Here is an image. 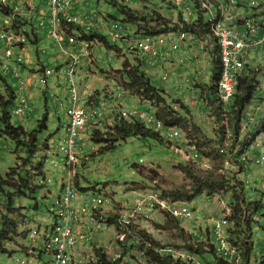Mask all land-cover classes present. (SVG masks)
Here are the masks:
<instances>
[{
    "label": "built area",
    "instance_id": "built-area-1",
    "mask_svg": "<svg viewBox=\"0 0 264 264\" xmlns=\"http://www.w3.org/2000/svg\"><path fill=\"white\" fill-rule=\"evenodd\" d=\"M90 1L47 0V8L41 7L33 12L34 6L31 5L29 14L24 13L23 6L20 8L22 14L28 17H34L36 16L35 12H39V28L47 27L49 36L56 41V45L61 52L71 57L72 60L69 70V78H71L72 84L71 105L68 112L70 123L67 126L66 137L61 140L57 151L50 150L46 155L47 162L51 161V157L54 158V167L56 169L62 168L67 173L62 180V194L55 197L53 207L50 209L53 215V224L50 227L51 233L49 229L44 234L41 227L28 229V237L32 239L34 245L38 244V247L32 245L31 252L35 255V248L40 249L49 257V264H102L99 254L104 255L112 264H128L127 261H133L131 258L128 259L130 252L125 262L122 259L123 256L109 258L106 251L109 250L108 245H112V241L118 244L125 243L126 248H129L128 241L136 239L129 250L138 248V244L143 245L139 249L142 259L138 261V264H147L149 250L159 258L167 259L173 264H202L199 254L192 252L185 246L162 244L154 246L140 236V229L143 225L138 226L139 224L136 223L137 218L140 216L143 222L147 224V222H152L154 219L151 218L152 214L160 212L181 223L194 220L195 224L198 225L208 224L207 231H211L212 244L217 250L220 260L224 264H241L245 244L235 243L231 240L232 235L229 228L232 225L233 209L230 205L224 204L222 213L216 211L209 219H201L196 217V209L190 205L180 202L172 196L164 197L152 192L139 201L136 206L129 207V209L123 208L118 214H115L116 217L113 220L107 214H104L103 207L108 203L100 195L86 196L90 199L89 203L82 206L77 204L80 198L85 197L81 186L76 181L78 175L76 167L81 159L79 147L82 143V131L90 122L93 127L98 126L102 116L101 111L111 107L110 99H113L115 103L117 102L122 120L139 123L159 138L168 131L173 132L167 134L168 138L174 140L182 138L181 143L187 148L190 158L195 164L202 161L203 151L197 148V144L188 140L182 130L176 129V127L168 128L163 121L158 119V109L153 111L155 115H150L137 109L129 110L126 108L124 103L129 98V92L119 84L118 77L112 81L102 103L95 99L94 103L89 104L90 96L83 103V97L76 83L82 62L76 53L73 51L68 52L65 49V44L75 49L81 47L86 56H92L90 51L94 47L100 49L105 45L98 42L97 38H103L105 43H108L105 38L107 35L110 44L113 46L125 43L127 48L122 49L121 54L136 55L145 66H148L145 72L153 77L157 75V71H150L149 66L155 63L158 69L162 70L168 65H172L171 56H175V62L179 66L189 65L190 62H193L192 58H183L178 55L182 43L189 41L191 45H197L202 53H209L210 41L201 40L184 30V27L197 26V14L199 12L204 13L206 23L209 26L207 37L214 42L215 50L219 51L222 71L217 93L214 96L215 100H205L204 97L201 105L209 102L213 103V106L221 113L219 116L222 117L226 125V127H222L223 141H230L235 145L231 153H224V167L218 170V173L225 178H231L232 184H235V179H239L241 187L245 189L249 183L247 173L251 174L253 168L263 170L264 173V71L256 81L253 99L244 114L239 135L236 137L228 126V117L231 113L230 108L233 107L236 101L240 79L248 66L247 63L250 62V65L253 66L256 65V69H264V0H157L172 6L181 13V21L177 24L179 29L166 36L162 34L157 37H147L144 33L139 34L142 37L135 35L131 37V35H128L126 28L114 17L105 16L89 9L86 11L77 10L79 5ZM96 1L98 4H105V0ZM120 1L125 5L133 3L135 5H149L151 2V0ZM246 7L254 8L253 12L257 14V17L249 18L247 14L244 15L242 10ZM259 17L261 19H258ZM72 25L82 26L83 28H75ZM4 28L0 29V44L3 45L0 48V63L8 66L6 71L12 75L11 77L14 80H20V90H22L24 82L21 80L19 64L24 62L25 58L20 50L21 47L28 46L29 40L24 32H6ZM82 32L91 33L96 40L87 42V40L82 39V42L78 44L76 39L79 35H82ZM27 62L28 60H26V64ZM51 73H54V69H47V74ZM175 77L176 75L170 73V70L167 69V73L161 75L159 79L167 85ZM89 106L91 107L89 108ZM250 109H252L251 113L249 112ZM30 111V105L22 99L20 104L13 110V113L15 116L24 118L28 116ZM194 112L195 110H192V113ZM204 170H211V168H205ZM243 177H245V180H241ZM39 179L40 185H45L46 178L39 177ZM262 181L264 182V175ZM233 192L235 191L233 190L231 193ZM219 194L220 192L215 193L214 198L218 199ZM249 201L252 207L256 209L260 207L258 210L250 212V214L247 211L243 213V220L251 224L250 234L245 238V242L252 251L260 253L264 251V184L261 188L251 189ZM85 222L89 224V229L84 228ZM29 223L30 220L27 217L26 224ZM109 227L114 229L111 236L112 241L108 244H96V235L105 232ZM261 232L263 234L260 238ZM204 236V232H201L199 240H203ZM255 237L259 242L261 241V244L254 240ZM252 238L257 244L256 250L252 245ZM203 242L206 243V240L204 239ZM193 243H196V241L193 240ZM5 246V249L11 250L14 245L8 241ZM85 246L90 247L85 250ZM81 248L84 249L81 250ZM92 248H96L97 251L92 250ZM94 251H96V254ZM259 253L254 256L257 259V264H263L264 256L260 260L258 258ZM14 264H33V260L29 257L26 259L17 257Z\"/></svg>",
    "mask_w": 264,
    "mask_h": 264
},
{
    "label": "rangeland",
    "instance_id": "rangeland-1",
    "mask_svg": "<svg viewBox=\"0 0 264 264\" xmlns=\"http://www.w3.org/2000/svg\"><path fill=\"white\" fill-rule=\"evenodd\" d=\"M23 1H25L26 5H33L36 8H47L46 3H48L47 0H20L19 2L22 3ZM90 2V11H97L99 12V14L112 16L126 28L128 35H131V37H134V35L137 37H142L141 35H139L142 32L138 30L137 26L128 25L122 22L123 18L118 10L113 9L112 7H108L104 3L97 4L96 0H91ZM134 4L135 3L131 4L130 8L128 9H132V11H134ZM137 6L141 7L142 5ZM171 8L172 7L167 4L151 0L150 4L146 6V11L150 13L157 12L160 15H163L162 17L165 20L170 19L167 21H170V23H172V26L173 24L174 26H177V24L180 23V11ZM28 9H30V7H28ZM253 10L254 8L252 7H246V9H243L242 12L244 15L247 14L249 18H255L257 17V14L253 12ZM35 13H37V11ZM143 15H147V13H144ZM28 18L30 19L32 18V16ZM258 19H261V17H259ZM146 25L149 26L150 24L146 22L145 26ZM72 27L79 29L83 28L82 26L78 27L76 25H72ZM40 34L41 41L39 43V46L37 45V47H26V53H24L23 55H29L30 51L29 57L37 60V52L41 54V59L44 66L42 64H35V66L33 67V75L35 76V81L37 82H34V84H36L37 91L40 92V94H35L40 95L41 97L31 96L29 100V98L24 95L19 100V102H17L16 100L13 107L14 110L15 107L20 104V101L22 99L26 100L31 108L28 116H31V114L36 112L35 118L33 119H35L34 125L37 126L35 127L30 123H27L28 120L24 118H27L28 116L24 118L15 116L13 110L12 120L14 121V124L16 126H25L30 131H32L35 128H38V121H42L46 116H48L49 130L45 131L44 134L41 135L42 149L33 160V163L28 166L20 163L18 159L19 156L14 153L17 145L14 142L8 140L6 137H0V173L5 178H8L7 173H9L12 169L21 167L24 170L25 176L27 174L29 177H31L30 180H33V183L35 185H40V179L36 178L35 171L37 167L43 165L45 166L44 172L47 173L48 182L45 187L43 186L42 190H39L36 194H15L13 196L15 207L13 205L11 209L7 206V202L9 200L7 194H0V228L3 227V219L5 218H11L16 222L15 225L17 226V230L12 232L16 233L13 235L10 234L9 240H3L2 238L0 239V248L2 247L0 249V264H14L17 257H22L25 259L29 257L30 259H34L33 261L35 262V264L41 263V260L37 259V256L31 252V248L32 245H34V242L30 237H28L27 232L30 230V228L41 227L42 232L44 234L47 233V231L53 224V215L50 209L53 207L55 197L62 194V178L65 176V173H63V171H60L59 169L54 168V158L51 157V161L47 162L45 160L46 158L44 154L48 149L45 147L46 145H48L46 144L47 142H50V146L53 148V150L57 151L61 139L66 137V129H60L58 117L59 114L62 113H64L63 115L65 116V109L68 107L69 99L71 98L72 84L71 78H69L68 66H66L68 59L61 55L59 49L57 48V45L55 44L56 41L49 36L47 27L40 28ZM167 34H165V36ZM83 36L89 38L93 37L91 33L82 32V35H79L76 39L78 44L82 42ZM105 38L108 43H105V45L100 49L94 47L90 51V53H92V56L89 55L88 57H86L87 60L85 61V66L83 65L80 69V74L78 76V79L76 80V83L81 94H83L81 91L86 85V83L83 82V78H85V80L89 82V77H93V73H95L97 76H102L103 72L107 73L110 71H120L123 68L125 59L117 58L114 51L115 49H113L115 47L111 46L112 48H110V40L108 36L106 35ZM87 42H90V40L88 39ZM2 47L3 45L0 44V48ZM116 48H122L123 50H125L127 47L125 43H123V45L118 44ZM31 51H33V54L31 53ZM43 51H45V54L43 53ZM127 58L129 60L126 59V61L130 64V66H133V64H135L134 62L138 59V57L135 55H127ZM27 64L31 65L29 61L27 62ZM27 64L24 67L26 68L25 71H27ZM247 64L250 65V62H248ZM91 66L95 68L94 70H92V74L89 70ZM47 69H54V73L47 74ZM57 69H62V71H57ZM42 70L43 72H41ZM213 70V64H210L205 68L204 71L207 74L206 78L209 81L205 80V82H202V85H211ZM171 73L174 74L175 72ZM119 78L120 76H118V80ZM8 80L12 83L13 86H17V83L14 84L13 80L9 77ZM90 82L88 84H90ZM152 83L157 89H159L160 91H165L167 92L168 96H171L172 99H169V101L172 100L170 101L172 106L174 105V101L180 99L181 102L188 108V111H203L202 113H200V115H202L204 118L212 116L211 130L216 128V123L219 126L218 136L216 137H214V135L217 133L216 129L213 131V134L202 131L201 133L203 134V136L194 135V138L193 136L192 138H188L186 130L182 127V125L185 126L184 124L176 127V129H180L184 132L188 140H195L192 142L197 144V148L203 151V155L206 156H203L202 161H199L197 162V164H195L192 158H190V154L187 148L182 145V138L179 140L168 138L167 134L173 133L172 131L164 133L160 139L130 138L126 142L117 144L116 148L109 152L103 151V144L96 145L90 140L89 142L85 141L80 145V148L83 145L85 148L84 150H81V159L78 166L76 167V173H79L76 180L77 184L79 186L83 185L84 187H81V189H86L92 196L100 195L101 198H103L108 203L103 207L104 210H106L111 204L116 202L114 203L115 211L112 212L113 215L118 214V212H120L123 208L129 209V207L136 206V204L141 201L142 198H145L152 192L158 193L164 197L172 196L176 200L184 202L197 209V218L200 217V212L203 209H212V211H218L222 213L224 204L232 206V203L236 201L237 198H241V202H244V212L247 211L250 214V212L258 210L260 206L258 207V209H256L252 207V205H250L249 194L251 193V189H256V187L261 188L263 186L264 182L262 181V177L264 173L263 170H256L254 168L251 170V174L247 173V179L249 183L247 184L245 189L241 187L239 183L240 180L235 179L234 185L238 186V192L231 193V191H233L232 189H230L231 191L220 192L218 199L214 198V196H210L207 193H204L202 195L195 196V198H193L191 201L188 200L189 195L192 194L190 193L192 181L186 176L185 173L182 172V168L188 166L189 164V166L192 167L194 173H209L212 170H215L218 173V170H221L224 166V153H231L235 148V145L230 141H223L224 136L221 133L223 132L221 128L226 127V125L224 124L222 117L218 120L216 118V115H211L209 109H207L206 111V106L204 104L201 105V103L203 102L201 92H197V95H193L186 91H182L177 87H172L171 90H169V94L168 88L165 84L160 83L155 78L152 79ZM171 83L174 84L173 79H171ZM102 88L103 86L101 84L96 87V89L99 91H101ZM0 90L2 93L4 92L2 91V88H0ZM179 90L180 93H178ZM33 91H36V89H34ZM103 99L104 96H99V98H97L99 103H102ZM210 99L214 101L215 97L210 96ZM206 100H208L207 97ZM85 101L86 96H84L82 102L85 103ZM128 101L129 99L126 103H124L126 108H129L127 105ZM184 101L187 102L185 103ZM90 107L91 106H89V108ZM175 107L173 108L175 109ZM182 112L189 118L186 123L191 121V126L193 127L195 125L197 127L196 120L190 117L191 114L185 110ZM249 112L251 113L252 109H250ZM146 113L155 115L154 112L152 113L150 111H147ZM205 128H207V125H205ZM196 133L200 134V132L197 130ZM103 135L106 134L103 133ZM109 139L112 140L114 138L110 137ZM228 146L230 147L228 148ZM205 168H211V170H204ZM241 180H245V177H243ZM252 185H255L256 187ZM7 191L14 192L15 190L13 188H7ZM249 205L250 207H248ZM208 212L210 211H207V219H209L213 215L212 212ZM165 215L166 214H162L160 212H155L151 215V218H154L152 222L149 221L147 222L146 227H141L140 236L145 239L146 242L151 243L152 245L153 243H157V246L161 244L168 246H185L189 250H191L189 248V245L194 246L193 240L196 241V244H209V242L207 241L206 243L203 242L205 237L202 238L203 240H199L201 232L206 233L207 231L209 225H207L206 223L198 225L195 224L194 220H191L188 222H182L180 227H173L172 225H168L166 223ZM27 217H29L30 220L29 224H26ZM112 217H114L113 220H115L116 216ZM201 218L205 219L202 215ZM7 222L9 223V221ZM136 223L139 224V227L140 225L144 226L146 224L145 222H143L140 216L139 218H137ZM245 228L246 226L244 225V229ZM236 230L237 227L235 225V221H232V225L229 228L231 235H233ZM239 230L242 231L241 228H239ZM113 232V228L109 227L108 229H106V231L102 233L103 235L108 234V236L104 237V240L113 239L111 237L113 235ZM262 234L263 233L261 232L260 238ZM135 240L128 241L129 248H126L125 243L118 244L112 241V245H108L109 250L106 251V254H108L109 258L112 259L119 256L122 257L125 253H127L129 249H131V245ZM254 240L256 242H259L257 237H255ZM8 241H10L14 246L11 247V250H9L11 251V253H4L3 248H6L5 245ZM252 242V245L256 250L257 244H255V242L253 241V238ZM259 244H261V241L259 242ZM34 246L38 247V244H35ZM89 247L90 246H85V250H87ZM205 249L207 250L209 248L205 247ZM39 250L40 249L35 248L34 253L38 252V254H40ZM92 250L97 251L96 248H92ZM96 251H94L95 254ZM191 251L193 252L195 250ZM245 252L246 251H243L241 264H257V259L254 255L259 252L252 251V249H250L249 260L248 258H246ZM130 253V258L133 261L128 262L126 258L122 259H124L125 262L127 261L128 264H138V261L142 259L141 251L139 250V248H133ZM259 254L260 255H258V258L261 260L264 256L262 255L264 254V251H261ZM199 256L202 264H217V257L213 254L206 255L205 253L200 252Z\"/></svg>",
    "mask_w": 264,
    "mask_h": 264
},
{
    "label": "trees",
    "instance_id": "trees-1",
    "mask_svg": "<svg viewBox=\"0 0 264 264\" xmlns=\"http://www.w3.org/2000/svg\"><path fill=\"white\" fill-rule=\"evenodd\" d=\"M20 0H0V29L4 28L6 32H24L26 37L29 40L28 46H36L41 40V34H40V28L38 24H36V19L39 20V15L37 12L32 18H28L27 15L22 14L20 8L21 6L24 7V13H30V7L29 5L25 4V1L21 5L19 2ZM98 4V3H97ZM105 4L108 7H112L113 9H116L120 12L122 15V22L128 25L137 26L138 30L145 34V36L148 37H157L162 34H167L170 32H176L179 27L172 26V23H170V19L165 20L159 13L154 12L150 13L148 11L145 12H137L132 11L128 9V7L122 6V4L117 0H105ZM172 7V6H171ZM41 7L36 8L34 7L33 12L37 9L39 10ZM198 8V7H197ZM171 9H174L173 7ZM144 13H147V15H143ZM36 18V19H35ZM197 20V26H191V27H184V30L191 34L199 37L201 40L210 41V44H213L214 42L211 41L207 36L209 34V26L206 23V18L204 17V13L199 12L196 17ZM181 21V13L179 22ZM148 22L150 25L145 26V23ZM144 24V26H143ZM83 40H90L95 41V37H86L83 36ZM98 39V42L105 44V39ZM65 49L68 52H74L79 56L81 59V62L83 65V60L86 59L85 51H83L80 48H72L70 45L65 44ZM26 46V47H28ZM115 47V54L117 58H124L125 62L123 64V68L120 71L113 72L111 75V83L114 79H116L118 76H120L118 82L121 84L125 90H127L132 96H135L137 98H140L144 101H149L151 103H155L158 109L157 117L161 121H163L168 128H175L179 127V125H182V127L186 130L188 138H194V135L196 136H203L201 133L202 131L197 128L195 125L192 127L189 121L186 123V121L189 119L186 114H182V111H188L187 108L183 107L181 111L174 110L173 107L177 106V102L174 101V105H171V102L169 99H171L170 96L167 95L165 91H160L157 89L153 83L152 79H159L160 71L158 69L157 64L153 63L150 67V71H157L156 76L148 75L145 70L148 66H145V64L142 62V60L137 59L133 64V66H130V64L126 61L127 57L126 55L130 54H121L122 48H116V45H111L110 48ZM26 47H21V52L24 54L26 53ZM41 55V54H40ZM134 55V54H132ZM62 56L68 59V62L66 63V66H68V72L70 70L71 66V57L65 55L62 52ZM214 56V70H213V77L211 79V85L210 87H201V96L209 97L211 95H215L217 93V86L219 84L220 75L222 71L221 67V59L219 56V51L215 52L213 54ZM25 61L19 64V69L21 71V80H22V71L24 67L26 66V60L28 58L24 56ZM28 65V64H27ZM8 66H4L3 63H0V88H2L3 93L0 90V137H6L8 140L14 142L17 145L16 150H14V153L19 156V162L23 163L25 166L30 165L33 163V160L38 155L39 151L42 149V143H41V135L44 134L45 131H48V121L49 118L46 116L42 121L39 122L38 128H35L32 131H27L25 127L23 126H16L14 124L13 118V107L15 105L17 96H16V85L13 86L12 83L8 80V77L10 78L12 75L6 71ZM82 67V66H81ZM2 68V69H1ZM256 65H248L246 67V71L242 78L240 79V85L238 87V95L236 97V101L234 102L233 107L230 108V114L228 117L229 121V128L232 131L233 135L236 137L239 135L241 124L243 122L244 114L247 110V108L250 106V103L253 99V94L255 93L256 89V81L259 75H261L264 71L263 68L256 69ZM166 67L164 68V70ZM3 70V71H2ZM170 73H171V69ZM43 72V70L41 71ZM167 73V72H166ZM160 80V79H159ZM161 81V80H160ZM18 83H20V80L18 79ZM14 84H16L14 82ZM207 88V89H206ZM90 96V103H94L97 99L96 94L92 93L89 94ZM88 98V97H87ZM167 99V101H166ZM114 102L113 99H110V102ZM172 101V100H171ZM206 111L209 109L211 115H221V113L212 105L209 103L205 104ZM189 113V111H188ZM48 115V114H47ZM210 116V115H209ZM212 117V116H210ZM188 126V127H187ZM190 128V129H189ZM217 130V133L214 135L215 137L218 136V129L214 128V130ZM100 127L94 129L92 131V135L90 136V141L96 145H102L103 144V151H112L116 148L117 144L121 142H126L130 138H138V139H160L157 135H155L152 132L147 131L142 125L139 123H133V122H127L123 120L116 119L114 127L111 129V133L103 135L102 132L99 131ZM196 130L200 132V134L196 133ZM221 130H223L221 128ZM223 134V132H221ZM224 135V134H223ZM113 137L114 139L110 140L109 138ZM190 140V139H189ZM195 141V140H191ZM195 144V143H194ZM46 148L47 145L45 146ZM200 152V151H199ZM201 153V152H200ZM203 155V154H202ZM206 156V155H203ZM45 166L40 165L36 168V178L44 177L47 173H45ZM224 167V166H223ZM182 172L186 174V176L192 181V186L190 190V194L188 200H192L195 198V196L202 195L204 193H207L210 196H214L215 193L221 192V191H231L230 189L234 190L235 192H238V186L232 184L231 178H225L223 175L217 173L215 170H212L209 173H194L192 170V167L186 166L182 168ZM26 173V172H25ZM8 178H5L0 173V194L6 193L9 200L7 202V206L11 209L15 203L13 196L15 194L20 193L21 195H25L27 193L29 194H36L39 190H42V185H35L33 183V180H30L31 177H29L27 174L25 176L24 170L20 168L12 169L9 173H7ZM235 186V187H233ZM45 187V186H44ZM7 188H13L15 191H7ZM86 189H82V192H86ZM88 192V191H87ZM232 192V191H231ZM236 197V196H235ZM244 202H241V198H237L236 201L232 203L231 208L233 209V217L231 218L232 221H235V225L237 227V230L232 235L231 240L235 243H243L244 250L246 251V258H250V246L247 245L245 242V238L248 237L250 234V223L248 221L243 220V212H244ZM250 207V205L248 206ZM8 208V209H9ZM110 217L114 216L113 214H107ZM8 216V215H6ZM166 216V223L168 225H172L173 227H180L181 222L171 218L169 215ZM112 218V217H111ZM114 218V217H113ZM112 218V219H113ZM6 219V221H5ZM3 219V227L0 228V239L3 240H9L10 234L13 231L17 230V226L15 225V221L5 218ZM9 221V223L7 222ZM244 225L246 228L244 229ZM239 228L242 229V231L239 230ZM29 233V231L27 232ZM244 234L245 237H244ZM210 232L205 233V239L209 244H196L189 245V248L196 254H199L200 252L208 254H213L217 257V263L224 264L223 261L220 260V258L217 255V250L215 249L214 245L212 244V238H211ZM145 240V239H144ZM157 243H153L154 246ZM139 249L143 247V245L138 244L137 246ZM205 247H208L209 249H205ZM2 248V247H1ZM0 248V249H1ZM4 253H11V251L3 248ZM130 250L127 251L123 255L124 258L127 257ZM19 253V252H16ZM99 254V253H98ZM99 257L101 259L102 264H112L110 263L104 255H100ZM130 257H128L129 259ZM148 262L147 264H173L172 262L168 261L167 259L159 258L157 255H154L151 250L148 251ZM119 263V262H118Z\"/></svg>",
    "mask_w": 264,
    "mask_h": 264
},
{
    "label": "crops",
    "instance_id": "crops-1",
    "mask_svg": "<svg viewBox=\"0 0 264 264\" xmlns=\"http://www.w3.org/2000/svg\"><path fill=\"white\" fill-rule=\"evenodd\" d=\"M155 1H157V0H155ZM146 6L147 5H142L141 7H138L137 5H135L134 11L145 12ZM90 7H91V2L79 5L77 7V10H84V11L88 10V9L90 10ZM38 22H39V20L36 19V24H38ZM39 43H38V46H39ZM57 48L59 49V51H60V53L62 55V52H61L60 48L58 46H57ZM215 52H218V50H215V46L213 44H210L209 53H202L199 50V48L197 47V45H191V42H189V41H187L185 43H182L178 55L183 57V58H192L193 62H190L189 65L179 66L175 62V56H171L173 65L172 66L168 65L165 70L164 69L159 70L160 73L157 72L159 74V76L165 74L167 72V69H171V72H175L174 74L176 75V77H175V79H173L174 84L171 83V80L169 81V83L167 85L165 84L167 86V88H168V93L170 94L169 90H171L172 87H177V88H179L182 91H186V92H188L190 94L197 95V92L201 91L200 88L204 87V85H202V82H205V80L209 81L206 78L207 74H206V72L204 70H205L206 67H208V65L213 64V61H214L213 54ZM31 53L33 54V51H31ZM43 53L45 54V51H43ZM29 55H30V51H29ZM29 55L26 54V57L28 58V61L31 63V65H28L27 71H25L26 68H24L23 71H22V81L24 82V87H23L22 91H20L21 82L18 83L17 80H14L12 77H10V79H12L13 82L17 83V86H16V91H17L16 96L18 97L16 99L17 102H19V100L24 95L26 97H28L29 100H30L31 96H40V95L35 94V93L40 94V92L37 91L36 84H34V82H36V81H35V76L33 75L34 74L33 73V71H34L33 67L35 66V64H37V65H41L42 64L43 65L42 59H41V55H40L39 52H37V60L34 59V58L29 57ZM126 57H127V55H126ZM86 60L87 59L83 60V65L84 66H85V61ZM127 60H129V59L127 58ZM94 69L95 68L92 67V66L89 68V70L91 71V74H92V70H94ZM57 71L61 72L62 69H57ZM113 72H117V71H110V72H107V73L103 72L102 76H97L95 73H93V77H89V80H88L89 82L91 81L90 84H88L89 82H87L85 80V78H83L84 79L83 82H85L86 85H85L84 89L81 91L83 93V94H81L82 97L84 98V96H86V100H87V97H88L89 94L95 93L97 98H99V96H102V97L104 96V98H105L106 94H107V92H108V90L110 88V81L112 79L110 74H112ZM58 80H59V76H58ZM157 80L160 83H162V81H160L159 79H157ZM99 84H101L103 86L101 91L96 89V87H98ZM162 84H164V83H162ZM207 86H210V85H205V87H207ZM34 89H36V91H33ZM180 90L178 91V93H180ZM176 98H178V97H176ZM70 99H69V105L65 109V116L63 115L64 113H62V114H59V117H58V122H59V125H60V129H63V130H65V129L67 130V126L70 123V118H69V115H68V112H69V109H70V105H71ZM128 99H129V101L127 103L128 107H129L128 109H134V110L137 109V110H139L141 112L157 111V106H156L155 103H154L155 107H152V104L149 101L141 100L140 98H137L135 96L133 97L130 94H129V98ZM176 102L177 103L178 102L182 103L180 99H178ZM110 104H111L110 109H103L101 111V115L102 116H101V118H100V120L98 122V126L97 127L96 126L93 127L91 125L92 123L90 122L85 127V129L82 131V142L83 143L85 141L89 142L90 136L92 135V131L94 129L96 130V128H98V127H100L99 131L104 133V134L111 133V129L114 127L116 119L120 120V118H119V109H118L117 102L115 103V102L112 101V102H110ZM193 104H195V103H193ZM62 107H63V104H62ZM176 108H177V106H176ZM187 110H188V108H187ZM202 112L203 111L197 112L195 110V112L192 113V111H189V113L191 114L190 117L196 120L197 128H199L201 131L213 134L214 129L211 130L212 129V119H211V117L204 118L202 115H200V113H202ZM35 113L36 112L31 114V116H28L27 118H24V119L28 120L27 123H30L32 126H35L34 125V120L35 119H33V118H35ZM39 122L40 121H38V123ZM204 123H205V125H207V128H205ZM23 127H25V126H23ZM208 127H209V129H208ZM25 129L27 131H30L27 127H25ZM61 137H62V135H61ZM46 144H48L47 145V147H48L47 151H50V150L54 151L53 148L50 146V142H47ZM7 148H8V146H7ZM84 148H85L84 145L81 148L79 147L80 152H81V150H84ZM47 151H46V153H47ZM54 152H56V151H54ZM46 153L44 155H46ZM59 170L63 171V173H65V176L62 178V180H63L66 177V173L67 172L64 171L62 168H60ZM45 178H46V182H45V185H46L47 182H48L47 174H46ZM81 187H83V185H81ZM83 193L85 194V197L84 198H80L78 200L77 204L79 206L85 205L86 203H89V201H90V199L87 198V197L90 196L91 194L89 192H83ZM142 199H144V198H142ZM209 200H211V199H209ZM114 203H116V202H114ZM114 203L111 204L106 210L103 209L104 214H110V213L112 214V212L115 211L114 210V207H115ZM196 211H197V209H196ZM207 211H210L208 213L212 212V214L215 212V211H212V209H209V210L208 209L207 210L203 209L200 212V218H201V215H202L203 218L207 219L208 218ZM146 226H147V224H145L142 228H144ZM84 228L85 229H89V224L87 222H85V227ZM208 228H209V226H208ZM208 228H207V230H208ZM102 233H99V234L96 235L95 243L96 244L98 242L100 244H108V243H110L112 241V239L104 240V237L108 236V234L107 235H103ZM204 235H205V233H204ZM83 249L84 248H81V250H83ZM39 253L40 254H38V252H36L35 255L37 256L36 257L37 259L41 260L40 264H49V260H48L49 257L47 255H45L41 250H39ZM32 260H34V259H32ZM33 264H35V262Z\"/></svg>",
    "mask_w": 264,
    "mask_h": 264
},
{
    "label": "clouds",
    "instance_id": "clouds-1",
    "mask_svg": "<svg viewBox=\"0 0 264 264\" xmlns=\"http://www.w3.org/2000/svg\"><path fill=\"white\" fill-rule=\"evenodd\" d=\"M117 1H119L121 4H122V6H125V7H128V8H130V6L129 5H125L124 3H122L120 0H117ZM170 6V5H169ZM171 7V6H170ZM132 10V9H131ZM245 71H246V69H245ZM245 71H244V73H245ZM244 73H243V75H244ZM259 77V76H258ZM258 79V78H257ZM205 87V86H204ZM207 87H210V86H207ZM201 92V91H200ZM216 95V94H215ZM215 95H211V96H215ZM204 96H205V94H204ZM204 96H202L203 98H204ZM207 97V96H206ZM205 97V98H206ZM208 98V97H207ZM206 100V99H205ZM208 100H210V97H209V99ZM151 103V102H150ZM152 104V106L153 107H155V104H153V103H151ZM209 104H212L213 105V103H211V102H209ZM183 107H185L186 108V106L184 105V104H182V103H180V102H178L177 103V111H181V109L183 108ZM249 108V107H248ZM248 108H247V110H248ZM175 109H176V107H175ZM174 109V110H175ZM188 112V111H187ZM182 114H184L183 112H181ZM158 114V113H157ZM119 118H120V115H119ZM216 118L219 120V118H220V116L219 115H216ZM120 120H122L121 118H120ZM124 121V120H123ZM216 127L217 128H219V126L217 125V123H216ZM147 130V129H146ZM147 131H149V130H147ZM149 132H152V131H149ZM153 133V132H152ZM156 135V134H155ZM47 153H48V151H47ZM47 153H46V155H47ZM46 155H45V157H46ZM46 160V159H45ZM42 186H45V185H42ZM115 216V215H114ZM205 237V236H204Z\"/></svg>",
    "mask_w": 264,
    "mask_h": 264
}]
</instances>
